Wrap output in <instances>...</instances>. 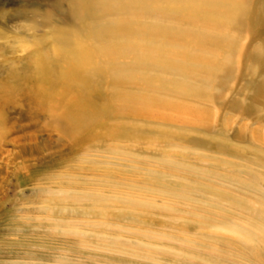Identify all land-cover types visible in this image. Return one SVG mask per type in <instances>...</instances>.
<instances>
[{"label":"rangeland","instance_id":"374dc122","mask_svg":"<svg viewBox=\"0 0 264 264\" xmlns=\"http://www.w3.org/2000/svg\"><path fill=\"white\" fill-rule=\"evenodd\" d=\"M52 1L0 0V264H264V0L179 21L188 77L114 45L82 89L39 90L34 51L70 23Z\"/></svg>","mask_w":264,"mask_h":264},{"label":"bare ground","instance_id":"6f19581e","mask_svg":"<svg viewBox=\"0 0 264 264\" xmlns=\"http://www.w3.org/2000/svg\"><path fill=\"white\" fill-rule=\"evenodd\" d=\"M63 3V0L52 1L53 8L58 13H61L63 8L66 7L63 10L62 22L68 20L70 23H65L67 26L62 25V27H59L60 24H52V35L54 38L52 51L39 50L40 48L34 51L33 61L35 60L36 62L35 69H33L27 79L34 84L36 83L35 79H37L38 82L36 84L39 90H41L40 81L44 77V72L47 71L50 72V78L54 82L57 81L66 85L71 84L75 90L82 89L88 80L87 78H91L86 74L95 68L97 53L107 56L112 52L111 49H114V45H118V51L115 52L123 56L133 54L134 61H137V63L142 64V62L146 61L145 55L147 52L144 49L147 46L148 49H152L150 63L153 60L156 63H167V65L169 64L168 61L170 64L179 62L177 58L185 54H181L180 50L185 48V39H189L184 28L179 25L181 19L185 17H191L197 21L200 19V24L201 20H206L208 21L205 26L207 31L215 29L216 32H219L234 19L236 14L241 17L240 21L248 11L242 8L244 3H247V0H68L65 6ZM123 8H129L130 10V12L126 13L127 17H122L123 14L122 12L120 13ZM242 9L244 11H240ZM142 10H145L144 13L147 14L148 18V14L151 18L153 17L152 22L140 19L139 16ZM113 12L120 14L118 16ZM113 14V18H117L114 19L115 21H101L102 17H108ZM166 17L171 20L169 24H165L163 21ZM144 20L146 19L144 18ZM87 22L91 23V26H85ZM199 31L201 30H197V32ZM91 38L97 40L98 46L95 47L92 44ZM192 38L191 40L189 39L190 41L187 45L193 40ZM200 43L201 41H198L197 45L189 48L196 53L204 52ZM141 44L142 47L139 46ZM178 45L182 47L179 51ZM191 59V66L187 65L188 61L185 56L179 62V64L181 63L180 70L185 77H188L193 70L199 71L201 66H203L202 58L191 57ZM195 62L197 63L195 64ZM54 65H56V68ZM56 69H58L56 71L57 76L55 75ZM33 74L37 78L34 79L35 76H31ZM184 84L183 82L182 85L184 86ZM60 87L62 88V86ZM11 88L13 89L12 86L7 87V85L0 84V99H4ZM58 90L60 89L58 88Z\"/></svg>","mask_w":264,"mask_h":264}]
</instances>
